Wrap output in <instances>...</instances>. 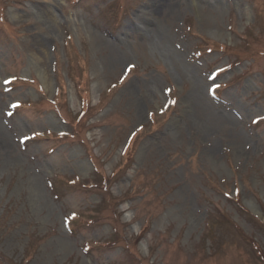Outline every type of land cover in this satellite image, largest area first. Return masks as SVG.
<instances>
[{
    "label": "rangeland",
    "instance_id": "1",
    "mask_svg": "<svg viewBox=\"0 0 264 264\" xmlns=\"http://www.w3.org/2000/svg\"><path fill=\"white\" fill-rule=\"evenodd\" d=\"M0 128V264H264V0H0Z\"/></svg>",
    "mask_w": 264,
    "mask_h": 264
},
{
    "label": "bare ground",
    "instance_id": "2",
    "mask_svg": "<svg viewBox=\"0 0 264 264\" xmlns=\"http://www.w3.org/2000/svg\"><path fill=\"white\" fill-rule=\"evenodd\" d=\"M4 135L2 134V129L0 128V145L3 147V148H6L7 147V142L6 140H4Z\"/></svg>",
    "mask_w": 264,
    "mask_h": 264
}]
</instances>
